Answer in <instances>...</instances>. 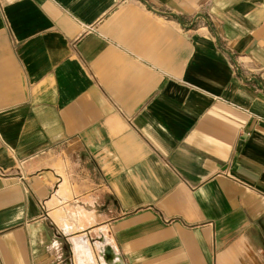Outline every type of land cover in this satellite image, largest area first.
Returning a JSON list of instances; mask_svg holds the SVG:
<instances>
[{
  "label": "crops",
  "instance_id": "1",
  "mask_svg": "<svg viewBox=\"0 0 264 264\" xmlns=\"http://www.w3.org/2000/svg\"><path fill=\"white\" fill-rule=\"evenodd\" d=\"M264 264V0H0V264Z\"/></svg>",
  "mask_w": 264,
  "mask_h": 264
},
{
  "label": "water",
  "instance_id": "2",
  "mask_svg": "<svg viewBox=\"0 0 264 264\" xmlns=\"http://www.w3.org/2000/svg\"><path fill=\"white\" fill-rule=\"evenodd\" d=\"M117 258L118 256L116 255L111 246L105 247L103 254V259L105 262H107L108 264H114L115 262H119Z\"/></svg>",
  "mask_w": 264,
  "mask_h": 264
},
{
  "label": "rangeland",
  "instance_id": "3",
  "mask_svg": "<svg viewBox=\"0 0 264 264\" xmlns=\"http://www.w3.org/2000/svg\"><path fill=\"white\" fill-rule=\"evenodd\" d=\"M107 246H110V244H108L107 242H106V247ZM105 249V248H104ZM104 249H103V252L101 253L102 255H100V254H97L96 252H95V258L99 261V263L101 262V263H104L105 261H104V259H103V254H104ZM106 264H108L107 262H106Z\"/></svg>",
  "mask_w": 264,
  "mask_h": 264
},
{
  "label": "bare ground",
  "instance_id": "4",
  "mask_svg": "<svg viewBox=\"0 0 264 264\" xmlns=\"http://www.w3.org/2000/svg\"><path fill=\"white\" fill-rule=\"evenodd\" d=\"M114 264H121V262L119 263V262H115Z\"/></svg>",
  "mask_w": 264,
  "mask_h": 264
}]
</instances>
